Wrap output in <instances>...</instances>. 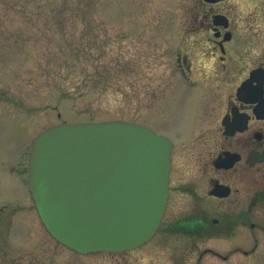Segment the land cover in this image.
<instances>
[{"label": "rangeland", "instance_id": "374dc122", "mask_svg": "<svg viewBox=\"0 0 264 264\" xmlns=\"http://www.w3.org/2000/svg\"><path fill=\"white\" fill-rule=\"evenodd\" d=\"M92 1V13L67 19V34L21 44L14 39L23 16L61 15L50 0H0V17L13 19L0 28V264H264V216L257 218L256 242L243 226L224 240L205 238L197 249L178 233L166 239L158 233L123 254H78L42 225L27 181L34 135L58 122L123 119L177 136L186 102L174 96L194 91L175 84L160 111L142 110L143 102H152L158 79H180L174 46L193 0ZM236 246L248 254L227 255ZM203 247L223 257L208 253L198 259Z\"/></svg>", "mask_w": 264, "mask_h": 264}, {"label": "flooded vegetation", "instance_id": "af4514ba", "mask_svg": "<svg viewBox=\"0 0 264 264\" xmlns=\"http://www.w3.org/2000/svg\"><path fill=\"white\" fill-rule=\"evenodd\" d=\"M185 8L174 46L180 79H158L152 102L141 105L160 111L175 84L194 89L174 96L186 102L179 135L153 128L171 141L155 235L178 233L197 249L243 226L256 242L264 216V0H193ZM233 251L249 252L236 246L227 255ZM208 253L223 257L203 247L198 259Z\"/></svg>", "mask_w": 264, "mask_h": 264}, {"label": "water", "instance_id": "95a60500", "mask_svg": "<svg viewBox=\"0 0 264 264\" xmlns=\"http://www.w3.org/2000/svg\"><path fill=\"white\" fill-rule=\"evenodd\" d=\"M169 152L166 139L126 121L45 129L28 160L29 190L42 223L79 253L143 244L165 209Z\"/></svg>", "mask_w": 264, "mask_h": 264}, {"label": "trees", "instance_id": "16d2710c", "mask_svg": "<svg viewBox=\"0 0 264 264\" xmlns=\"http://www.w3.org/2000/svg\"><path fill=\"white\" fill-rule=\"evenodd\" d=\"M94 3L92 0H50L49 4H51L52 9L56 10L55 12L61 16L56 18H40L37 16L30 18L25 17L26 15L23 16L22 22L24 25L22 24L23 26H21L22 32H17L18 35L13 33L14 36L17 35L14 41L21 44L28 41H33V43L49 42L53 35L67 34L69 32L67 29V19L77 18L78 16L84 17L86 14L92 13L94 11ZM39 8L41 6H36L35 11H38ZM21 10H24V8H21ZM8 21H13V19L8 20L0 17V28L10 23ZM0 36L5 38L2 33H0Z\"/></svg>", "mask_w": 264, "mask_h": 264}]
</instances>
